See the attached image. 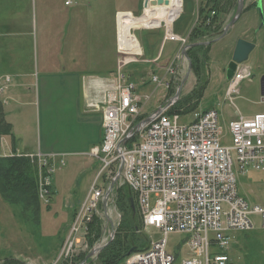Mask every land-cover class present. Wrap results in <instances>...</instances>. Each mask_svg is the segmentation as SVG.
Masks as SVG:
<instances>
[{"label": "built area", "instance_id": "built-area-1", "mask_svg": "<svg viewBox=\"0 0 264 264\" xmlns=\"http://www.w3.org/2000/svg\"><path fill=\"white\" fill-rule=\"evenodd\" d=\"M166 7L146 6L141 17L116 14L118 62L114 78L107 83L93 80L85 101L87 110L101 115L102 141L89 152L100 164L95 181L105 177L108 184L115 180L117 187L126 186L134 196L143 227L158 235L145 251L130 254L125 264H174L175 258L167 249L171 234L185 236L190 256L181 264H227L230 233L264 230V207L249 204L238 194L232 170L234 165L243 174L247 169L264 170V113L232 119L227 126L228 145L223 144L224 133L215 110L194 112L191 121L183 122L179 114H169L177 101L173 97L139 119V96L122 69L140 58L141 49L130 28L121 36L119 21L125 23L128 15L141 19L151 10L156 13L154 22L142 28L162 29L166 41L184 45L185 39L172 32L182 0L172 20L162 10ZM136 29L132 27V32ZM251 76L248 67L237 65L228 81L227 99L231 101L239 92V84ZM151 81L157 87H168L165 80L153 77ZM8 82V77L0 80V93ZM29 158L43 171L39 173V198L46 201L54 167L41 154ZM104 200L110 201L105 186L97 188L94 182L75 217L70 237L92 221ZM108 214L107 210L103 213L107 221ZM70 240L65 241L64 258L71 257L75 243Z\"/></svg>", "mask_w": 264, "mask_h": 264}, {"label": "rangeland", "instance_id": "rangeland-1", "mask_svg": "<svg viewBox=\"0 0 264 264\" xmlns=\"http://www.w3.org/2000/svg\"><path fill=\"white\" fill-rule=\"evenodd\" d=\"M173 1H168V7L166 9L168 12L172 10L175 12L177 9V3L174 6ZM204 1L206 0H182L183 10L178 19L173 23L172 30L174 29L173 32H175V28H177V32L184 34L182 36L185 39L184 45L175 42L176 44H172L171 47L164 50L162 44L161 46L157 44L160 42V35L158 33L156 35L154 34L155 37H152L151 40L156 42L158 51L160 50L161 57L159 60L150 59L154 56L155 52L152 54L148 53V50L150 51L153 48L146 40L148 39L147 36L149 33L142 29L133 30V32L132 27L129 29L136 40L141 43L142 49L145 52L136 62L129 63L122 69L125 79L134 85L136 93L139 96L141 107L139 119L154 112L164 101L166 102L167 99L169 100L173 97L186 76L188 62L182 56L181 51L185 46L190 44L188 35L198 24V20L200 19L198 9L201 4H204ZM261 5L262 0H257L256 6L258 13L254 14L252 11L249 13L252 16L247 15V13L245 14V12L253 9L255 2H252L248 7H243V10L244 8L247 9L241 12L239 18L228 33L222 39L210 44L208 62L204 66V74L208 83L195 113L207 110H215L217 112L218 122L224 133L223 144L225 145L230 143L227 126L232 120L235 110L239 111L243 117L264 112V102H262L260 93V80L264 76V51L262 49V46H264V33L261 31L263 30ZM14 10L23 12L26 18L24 29L29 33V36L20 47H14L10 44L1 46L0 58L3 61L0 62V71L3 72L6 69V62L10 60L14 61V68L18 69L17 66L21 63L19 61L21 59L26 61L24 64H30L32 73L35 74V67L39 64L42 57H44L43 54L45 56L47 53L51 54L52 49L50 46L47 48V46L43 45L37 35L35 0H0V23L6 21L9 23L11 13ZM233 14L230 12L224 18V26L231 20ZM142 15L137 17H141ZM210 15L212 16L213 13ZM21 23L20 17H17L14 21L15 25ZM26 24L28 27H26ZM238 30L239 32H237ZM241 32L244 34L241 35ZM235 35H240L238 39L250 43L255 41L256 44L248 55L247 60L239 64L248 67L252 76L250 80H245L239 84L238 94L233 96V99L230 101L226 97V90L228 81L232 79V75L227 79L226 69L228 63L231 61L232 50L235 47L234 42L236 43L238 40H236ZM170 53L171 55L169 56ZM153 77L161 81L165 80L168 85L167 89L162 86L157 87V84L151 81ZM196 85V78L190 70L179 97L183 99L188 97ZM0 99L1 101L5 100L3 93H0ZM193 113L184 115L182 121H191ZM32 129L34 131V123ZM54 167L55 172L50 177V200L48 203H44L45 201L41 202L42 200H40L39 224L36 225L34 222L29 221L19 206L9 205L0 197V264H61L63 262L67 264H81V261L75 262L74 258L78 259L83 255H88L99 244L105 248L113 240L115 230L121 221V215L115 207L114 191L117 187L113 188L110 194V201L106 206L107 211L110 212V215L108 214L109 221L105 220L102 214L104 208L102 202L99 205L98 213L96 214L101 230L99 239L92 245L88 243L87 224L81 226L77 231H74L71 237L69 235L70 229L74 226H72L75 220V218L73 219L74 214L78 211V208L80 211L82 202L85 201L90 186L94 182L95 184L97 183V188H102L103 184H106V187L109 186V182L104 178L103 184L100 178L97 181L94 180L100 170L98 161L87 156L66 157L65 159L61 158L58 161V165L56 163ZM232 170L236 176L238 194L249 204L264 207V170L254 171L247 169L243 174L235 165L232 167ZM151 204L153 205V203ZM139 221L142 229L140 239L144 243H148L149 246L150 240H156L158 235L153 229L146 230L140 218ZM111 229H113L114 233L110 241ZM254 231L256 233L263 232V230ZM238 234L230 233L233 239L229 245V250L231 249L232 243L235 242L234 237ZM69 238L75 244L72 247L71 257L64 258L63 248L65 241ZM236 244H238L239 252L244 250L243 247H246L248 252L247 256L240 255L239 264L258 263L260 260L259 249L261 246L258 236L250 237L248 234L246 239H241ZM167 249L175 258L174 264H181L190 256L188 247L186 246L185 236L181 234H171L168 236ZM92 258L96 262L95 264H98L96 256H92ZM89 261L90 259L85 261L84 264L93 263ZM120 264H124V261Z\"/></svg>", "mask_w": 264, "mask_h": 264}, {"label": "crops", "instance_id": "crops-1", "mask_svg": "<svg viewBox=\"0 0 264 264\" xmlns=\"http://www.w3.org/2000/svg\"><path fill=\"white\" fill-rule=\"evenodd\" d=\"M256 1L244 0V7L255 2V7L245 14L248 15L252 11L254 14L258 13ZM146 2L148 0H35L36 32L40 42L47 48L50 46L52 53H47L46 56L43 54L44 57L35 67V74L32 73L30 64H24L26 61L21 59L18 69L14 68V61L10 60L6 62V69L0 71V78L10 77L6 93L8 102L2 108L4 119L10 125L14 139L12 143L11 137H2L0 152L6 153H0V156L11 153H40L45 157L54 158L53 162L66 157L93 158L89 152L102 141L101 115L87 110L86 98L93 80L98 79L101 83H107L114 78L118 62L116 14L140 16L145 10ZM261 8L263 16L261 31L264 33V0ZM17 17L22 21L19 25L14 24ZM25 19L22 11L14 10L9 23L7 21L0 23V48L7 44L20 47L25 43L29 36L24 29ZM136 20L139 21L130 18L125 24L119 22L120 34L126 35L131 27L146 30L149 33L146 40L153 47L148 53L155 52L150 59L159 60L161 57L156 42L151 40L155 37L154 34L160 35V42L157 44L160 46L162 44L164 50L176 44L165 40L162 29H143L142 27L149 25L141 26ZM173 33L181 37L184 35L177 32V28ZM235 38L237 40L240 35H235ZM251 43L255 47V41ZM139 46L141 54L144 55L140 42ZM262 47L264 51V46ZM1 61L3 60L0 58ZM233 115L232 119L241 114L235 110ZM101 180L103 182L104 179ZM248 234L250 237L258 236L261 246L260 260L257 264H264V230L259 233L252 231L236 235L231 249L228 248L229 251L226 252L227 264H239L240 255L247 256V248L243 247L244 250L239 252L236 243L246 239ZM88 259L90 263H96L92 257Z\"/></svg>", "mask_w": 264, "mask_h": 264}, {"label": "trees", "instance_id": "trees-1", "mask_svg": "<svg viewBox=\"0 0 264 264\" xmlns=\"http://www.w3.org/2000/svg\"><path fill=\"white\" fill-rule=\"evenodd\" d=\"M237 0H206L198 9L200 19L198 24L192 29L188 35L190 44L209 42L217 38L224 27V18L235 13ZM247 8H244L245 11ZM242 11V12H243ZM213 13L211 16L210 14ZM234 15V14H233ZM210 44L207 46L198 45L186 51L187 58L191 64V72L196 78L197 85L190 95L185 99L179 97L177 103L173 105L169 114H179L184 117L186 114L195 112L198 108L199 101L203 95L205 87L208 83L204 74ZM193 101V102H192ZM192 102V103H191ZM185 105V106H184ZM11 137L14 142L11 127L4 119L2 104L0 101V137ZM38 163L26 156L10 155L6 157L0 156V197L9 204L19 206L26 218L39 224L40 220V198H39V173ZM49 199H50V187ZM115 207L121 215V221L116 228L113 240L97 255L98 264H120L127 258V254L145 251L148 243L142 241L141 225L135 209L132 213L130 201L134 196L126 186L117 187L114 191ZM49 201V200H48ZM87 241L90 245L96 242L101 236L99 220L97 216H93L91 222L87 223ZM131 253V254H132ZM87 255L80 258H74V261H83ZM11 264V263H10ZM61 264H67L63 262Z\"/></svg>", "mask_w": 264, "mask_h": 264}, {"label": "water", "instance_id": "water-1", "mask_svg": "<svg viewBox=\"0 0 264 264\" xmlns=\"http://www.w3.org/2000/svg\"><path fill=\"white\" fill-rule=\"evenodd\" d=\"M167 5H168L167 0H150V2H149V6H152V7H161V6H167ZM243 7H244V0H237V6H236V10H235L233 17L223 27L221 34L217 38H215L209 42L189 44V45L184 47V49L182 50V56H184L188 62V71H187L186 76L184 77L183 81L181 82L180 86L177 88L173 98H175V99L179 98L182 86L184 84V81L187 79V77L189 75L190 68H191V64L189 62V59L187 58L186 51L192 47H195L198 45L207 46L211 43H214V42L222 39L228 33V31L231 29V27L235 24L237 19L239 18L241 12L243 11ZM253 48H254V45L250 42L244 41L242 39H238L236 41L235 47H234V50L232 53L231 61L228 63L227 69H226V78L227 79H229L231 77V75L233 74L237 64L244 63L247 60L248 55L253 50ZM260 93H261V97H262V102H264V76L260 80ZM114 183H115V180L110 184V187H109L106 195L109 194L110 190L114 186ZM104 204H105V200L103 201V205ZM130 207H131L132 213L134 214L135 208H134V204H133L132 200L130 201ZM111 236H113V233H111ZM102 249H103V247L99 248L98 250H92L90 252V254L88 255V257H91L95 253V251L100 252ZM131 253H132V250L127 254V256H129ZM86 259L84 261H86Z\"/></svg>", "mask_w": 264, "mask_h": 264}, {"label": "bare ground", "instance_id": "bare-ground-1", "mask_svg": "<svg viewBox=\"0 0 264 264\" xmlns=\"http://www.w3.org/2000/svg\"><path fill=\"white\" fill-rule=\"evenodd\" d=\"M167 1H170V0H167ZM176 3H177V9H176V11L175 12H173V10L170 12H168L166 9H167V7L164 9H162L163 10V12H164V14H165V16H167V18L168 19H174L175 17H176V15L178 14V12H179V7H180V0H174L173 1V5L175 6L176 5ZM154 14H156V13H154L153 11H151V10H146L145 11V13H144V16H143V18H141L140 19V21H137V22H139L140 24H141V26L142 25H152L153 24V15ZM130 19V17H128L127 19H126V21L127 20H129ZM120 22V21H119ZM125 24V23H124ZM123 24V25H124ZM148 26V27H149Z\"/></svg>", "mask_w": 264, "mask_h": 264}]
</instances>
